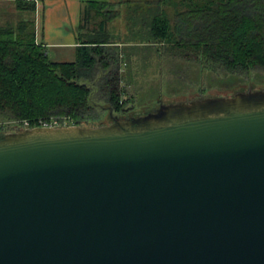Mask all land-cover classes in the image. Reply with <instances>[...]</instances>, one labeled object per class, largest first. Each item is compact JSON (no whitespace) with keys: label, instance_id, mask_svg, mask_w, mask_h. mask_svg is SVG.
Returning <instances> with one entry per match:
<instances>
[{"label":"water","instance_id":"95a60500","mask_svg":"<svg viewBox=\"0 0 264 264\" xmlns=\"http://www.w3.org/2000/svg\"><path fill=\"white\" fill-rule=\"evenodd\" d=\"M0 134V264H264V89Z\"/></svg>","mask_w":264,"mask_h":264},{"label":"trees","instance_id":"16d2710c","mask_svg":"<svg viewBox=\"0 0 264 264\" xmlns=\"http://www.w3.org/2000/svg\"><path fill=\"white\" fill-rule=\"evenodd\" d=\"M142 1L141 21L148 27V32L143 31L147 37L173 52L189 50L181 54L196 61L201 70L207 67L234 77L264 69V0ZM18 3L17 9L30 17L0 25V119L71 116L76 125H82L94 119V110L118 114L134 110L123 86L125 55L118 45L111 46L115 41L107 28L116 14L109 10L111 2L84 5L79 30L82 46L70 62L50 59L46 47L36 41L35 3ZM167 6L180 8L175 23ZM96 17L101 20L95 30Z\"/></svg>","mask_w":264,"mask_h":264},{"label":"rangeland","instance_id":"374dc122","mask_svg":"<svg viewBox=\"0 0 264 264\" xmlns=\"http://www.w3.org/2000/svg\"><path fill=\"white\" fill-rule=\"evenodd\" d=\"M130 2L131 0H124L121 5H116L114 9L121 16L118 15L117 20L109 23L108 26L111 39L115 41V44L112 43L111 46L122 45L118 48L125 55L121 64V71L125 76L123 86L126 89V98L132 99L134 110L128 114L113 112L114 115L126 118L132 114L148 113L163 103L191 100L201 96H231L238 90L250 87L264 89V69L262 68H256L249 74H236L234 77L220 71L209 70L207 67L201 70L196 61L185 57V53L181 54L189 50L179 52L177 49L173 52L167 45L152 42L154 40H150L143 32H148V27L143 26L141 15L138 14L143 7ZM179 9L167 6L172 23H175ZM22 13L24 12L15 11V15L19 16L17 21L22 18ZM12 17L14 15L8 18V21L13 20ZM136 19L137 22H135ZM99 20L100 18L97 17L94 19V27L98 26ZM47 53L53 61H73L77 55L72 48L65 46L47 48ZM97 96L100 99L102 95ZM102 111L94 110L92 112L94 119L85 120L78 126L110 124L112 118L109 113ZM72 121H74L73 118ZM0 124H3L0 134L26 129L12 120L0 119Z\"/></svg>","mask_w":264,"mask_h":264},{"label":"crops","instance_id":"0c3cea01","mask_svg":"<svg viewBox=\"0 0 264 264\" xmlns=\"http://www.w3.org/2000/svg\"><path fill=\"white\" fill-rule=\"evenodd\" d=\"M89 1L111 2L112 5L109 10L112 12L115 10L114 12L116 14L114 16L111 15L112 17L108 21V24L121 16L114 8L116 5H121L124 0H0V25L18 20L17 18L19 16L15 15V11L18 10V2H33L36 5V10L33 15L36 41L45 46L46 49L65 46L72 48L76 54L77 49L82 46V40H80L79 35L82 8ZM132 2L141 6L143 3L142 0H133L130 3ZM138 14L141 15V11H138ZM13 15V20L8 21V18ZM22 17L28 18L30 14L24 12L22 13ZM94 28L95 30L98 29L97 27ZM107 28L109 33H111L109 26ZM116 45L118 47L122 46L121 44ZM73 61H75L74 58Z\"/></svg>","mask_w":264,"mask_h":264},{"label":"built area","instance_id":"2783aa9c","mask_svg":"<svg viewBox=\"0 0 264 264\" xmlns=\"http://www.w3.org/2000/svg\"><path fill=\"white\" fill-rule=\"evenodd\" d=\"M12 121H14L15 123H20L26 129L35 127H59L75 125V122L72 121V118L70 116H50L48 118H40L36 121H29L27 119Z\"/></svg>","mask_w":264,"mask_h":264}]
</instances>
